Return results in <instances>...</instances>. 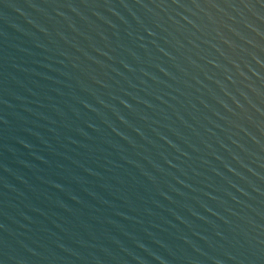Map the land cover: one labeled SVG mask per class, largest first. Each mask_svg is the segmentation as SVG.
I'll return each instance as SVG.
<instances>
[{
    "label": "water",
    "instance_id": "95a60500",
    "mask_svg": "<svg viewBox=\"0 0 264 264\" xmlns=\"http://www.w3.org/2000/svg\"><path fill=\"white\" fill-rule=\"evenodd\" d=\"M0 264H264V0H0Z\"/></svg>",
    "mask_w": 264,
    "mask_h": 264
}]
</instances>
